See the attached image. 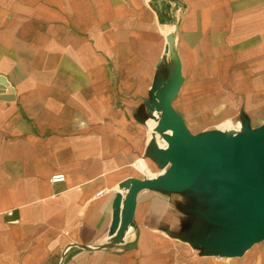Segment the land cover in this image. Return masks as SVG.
I'll return each instance as SVG.
<instances>
[{"label": "crops", "instance_id": "crops-1", "mask_svg": "<svg viewBox=\"0 0 264 264\" xmlns=\"http://www.w3.org/2000/svg\"><path fill=\"white\" fill-rule=\"evenodd\" d=\"M175 74L192 134L263 124L264 0H0V264H264L234 158L127 213Z\"/></svg>", "mask_w": 264, "mask_h": 264}, {"label": "water", "instance_id": "water-1", "mask_svg": "<svg viewBox=\"0 0 264 264\" xmlns=\"http://www.w3.org/2000/svg\"><path fill=\"white\" fill-rule=\"evenodd\" d=\"M174 47L170 41L163 49L161 57ZM177 74L167 84L164 95H159L163 101L165 116L156 127L157 132L172 130L168 138L169 145L165 150L164 161L171 160L172 167L163 175L150 179H134L128 190V209L131 207L135 193L140 187L186 188L190 186L202 169L208 164L231 157L235 159L236 180L240 190L246 196L250 210V229L244 239L246 247L252 242L264 238V131L261 133H237L227 135L218 129L191 134L183 120L173 111L171 101L177 87ZM6 81L0 77V93L4 91ZM123 194L117 192L113 203L114 211L110 226V235H117L124 227L121 215ZM112 243L97 246L106 248ZM242 247V248H243ZM241 248V249H242Z\"/></svg>", "mask_w": 264, "mask_h": 264}, {"label": "rangeland", "instance_id": "rangeland-1", "mask_svg": "<svg viewBox=\"0 0 264 264\" xmlns=\"http://www.w3.org/2000/svg\"><path fill=\"white\" fill-rule=\"evenodd\" d=\"M157 102L155 105V109L157 108ZM159 125H156V127ZM189 130V129H188ZM240 131L237 130V128L232 127L231 129H226V134L227 135H233L237 133H261L264 131V123L261 124L260 126L257 127H247V126H241L239 128ZM190 132V130H189ZM157 133V131H155ZM152 134L151 137H149V145H148V150L146 152V156L144 157V160L146 162V168L148 171H151L153 173L160 172L158 176L163 175L167 170H169L172 167V161H164V156L167 155V151L163 146H161L159 142V137L157 134ZM191 133V132H190ZM192 134V133H191ZM162 141L165 139H161ZM164 145H167V141H165ZM146 172H141L138 175L139 179H150V178H155L151 177L150 173ZM156 176V177H158Z\"/></svg>", "mask_w": 264, "mask_h": 264}, {"label": "bare ground", "instance_id": "bare-ground-1", "mask_svg": "<svg viewBox=\"0 0 264 264\" xmlns=\"http://www.w3.org/2000/svg\"><path fill=\"white\" fill-rule=\"evenodd\" d=\"M156 101H157V106H158V107L153 111V116H152L153 119H150V120L148 121V124H149V128H150V129L153 128V127L155 126V124H156V120H157V124H158V122H159L161 119H163L164 116H165L164 107H163V101H164V99L160 100V99H159V96H156ZM229 124H230V123H229ZM228 126H229V125H227L226 127H228ZM226 127H225V128H226ZM240 127H241L240 124L237 125V126H234V128H237V130H239ZM228 129H230V127H228L227 130H228ZM155 131H156V127H155ZM224 132H225V131H224ZM157 133L162 134L163 139H165V141H167V145L164 147V148H167V146L169 145L168 138H170V136H172V134H173L172 130H168V131H166V132H157ZM165 141H164V140L162 141V140L160 139V137H159V142H160L161 146H164ZM137 167L139 168V170H141V171H143V172L148 171V169L145 168V162H144L143 160H140V163L138 164ZM148 172H149V171H148ZM149 173H150V172H149ZM150 175H152V173H150Z\"/></svg>", "mask_w": 264, "mask_h": 264}, {"label": "built area", "instance_id": "built-area-1", "mask_svg": "<svg viewBox=\"0 0 264 264\" xmlns=\"http://www.w3.org/2000/svg\"><path fill=\"white\" fill-rule=\"evenodd\" d=\"M65 179V175L62 173L55 174L51 177L53 182H62Z\"/></svg>", "mask_w": 264, "mask_h": 264}]
</instances>
